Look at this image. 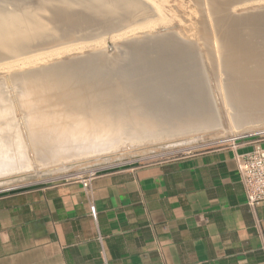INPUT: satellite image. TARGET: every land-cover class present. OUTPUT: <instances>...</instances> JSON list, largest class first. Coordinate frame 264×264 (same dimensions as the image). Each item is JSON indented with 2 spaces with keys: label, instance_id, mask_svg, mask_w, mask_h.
Segmentation results:
<instances>
[{
  "label": "bare ground",
  "instance_id": "bare-ground-1",
  "mask_svg": "<svg viewBox=\"0 0 264 264\" xmlns=\"http://www.w3.org/2000/svg\"><path fill=\"white\" fill-rule=\"evenodd\" d=\"M193 1L199 14L196 16L195 12L194 17L181 23L180 28L189 33L183 38L184 41L175 44L170 39L176 27L175 17H169L164 4L166 0H0V60L14 59L0 64V73L17 71L12 74L21 75L17 78L25 86V92L21 94V106L26 108V126L31 140L28 145L21 134L20 137L17 135L24 144L12 147L7 144L6 131L0 132V186L15 187L12 185L25 180H7L15 172L32 173L39 167L50 165H55L51 167L54 170L64 171L87 163L105 162L107 159L117 158L118 154L114 155L115 152L133 144L154 148L170 141L186 140L188 137H229L230 133L234 136L232 128L222 131L224 118L231 127L236 128L235 135L246 131L262 133L264 64L259 65V62L264 63V58L240 57L241 54L236 53V48L227 41L224 34H229L226 30L233 31L234 25L236 28V24L240 23L238 20L247 13H262L264 0ZM30 5L32 7L28 11ZM104 34H108V37ZM67 43L71 46H61L15 59L35 50ZM185 43L195 46L194 48L214 44L217 61L214 60L212 66L215 76H218L215 93L209 95L207 90L193 85L187 91L181 90L182 94L169 93L155 98L149 95L150 90L142 93L139 88L134 87V90L123 92L120 98L119 94L109 90L101 91L102 88H109L105 81L98 80V87H102L91 91L68 90L64 86L68 77L61 76V72L75 68L78 54L86 50L99 51L97 49L108 44L109 47L128 46L134 53L146 56V46L155 48V44H158L156 48L159 49L154 52L161 53L166 49L174 54H184L193 49L191 45L185 47ZM209 51L207 50L208 53ZM169 52L162 56L164 59L174 60ZM93 54H88V57L80 61L97 62L105 56H101V52ZM64 55L72 56L67 61L58 60ZM177 57L179 58L178 55ZM168 63L170 66L174 64L172 61ZM77 65L81 66V63ZM21 70L24 72H20ZM52 77L56 79L50 86L47 82ZM75 81L78 85L83 82L85 84V81L90 83L94 82V77L81 75ZM127 98L133 103L122 104V100ZM8 119L7 113L2 115L1 128L9 125ZM234 138L230 136L229 140ZM64 176L69 175H62L60 178Z\"/></svg>",
  "mask_w": 264,
  "mask_h": 264
},
{
  "label": "crops",
  "instance_id": "crops-1",
  "mask_svg": "<svg viewBox=\"0 0 264 264\" xmlns=\"http://www.w3.org/2000/svg\"><path fill=\"white\" fill-rule=\"evenodd\" d=\"M257 141L107 168L88 188L0 190V264H264V202L250 208L238 168Z\"/></svg>",
  "mask_w": 264,
  "mask_h": 264
},
{
  "label": "rangeland",
  "instance_id": "rangeland-1",
  "mask_svg": "<svg viewBox=\"0 0 264 264\" xmlns=\"http://www.w3.org/2000/svg\"><path fill=\"white\" fill-rule=\"evenodd\" d=\"M157 1H160V0H157ZM35 4H32V6ZM164 4H165V9L169 13L168 14L169 17H171V16L175 17L174 21H175L176 27L174 29L175 30L174 34L173 33L171 34L172 36H170V37H172V38H170V39L173 40V43L180 44L179 42L184 41L183 38H185L186 34L189 33L187 30L180 28V25H181V23L186 21L187 18H192L196 14H197L196 16H198V14H199L198 8L195 5L193 0H166V3H164ZM9 6H12V5L10 4ZM32 6L30 5L29 9H27V10L29 11ZM191 12H193V14H191ZM195 12H197V13L195 14ZM260 12L261 11H258V13L257 12L256 13L251 12V13H247V14L245 13L246 16H243L240 19L241 21L238 20L240 23H238V25L236 24V28H234L235 27V25H234V27L232 28L233 31L231 29H229L228 31L227 30L225 31V32L229 33V34H227V33L224 34L227 41H229L230 44L231 43L233 44V47L236 48L235 49L236 53H238V55L241 54L240 57H246V59H247V57L250 58V56H251L250 59H253V57L264 58V15H263L264 11H262V13H260ZM188 15H192V16L188 17ZM249 18H251V19H249ZM247 23H249V24H247ZM102 32H101V34L104 33V32L103 33ZM170 32H171V30H170ZM231 32H232V34H231ZM175 34H176V36H175ZM104 35H107L106 37H108V34H104ZM227 35H229V36H227ZM231 37H232V39H231ZM158 44H155V48L153 46L152 47L146 46V49L144 51L145 54L147 53L146 56H142L141 53H139V52L134 53V50H132L128 46L117 47V45H114L112 47H109L108 44H106V46H105L107 49L105 47H101V48L97 49L99 51L86 50L83 53H81L82 55L78 54L79 59H78V61H76V67L75 68H69L68 70L61 72V76H65L66 78L68 77L67 84L64 86H66V88L68 90L77 89V91H91L92 89L93 90H99L102 87V86L98 87V85L100 83V82L97 83L98 80L105 81L106 84L108 83L107 85L109 88H102L101 91L109 90V91H111V93L113 92V93L119 94L120 98L122 97L123 92H127V91H130L132 89L134 90V87L139 88V92H142V93H145L144 92L145 90L146 91L150 90L149 95H152L155 98L161 97V96H163L165 94H169V93L177 94L180 92V94H182L181 90L184 89L187 91V88L192 87L193 85L196 88L201 87L203 90H205V91L207 90L206 92L209 95H210V93L213 94L216 92V90H217L216 89V87H217L216 86V78L218 79V76H215L214 69L212 66V64L214 63L213 61L214 60L217 61L216 60L217 55L213 49L214 44L213 45L210 44L211 46L208 44L207 47H206V45H202V46H196L197 48H194L195 46H193L189 43H185L186 44V45L184 44L185 47L190 46V45H191V47L193 46L194 51H193V49H190L187 51L192 50L191 52H188V53L184 52V54H179V53L174 54V52L172 50H170L172 52H169V51H166V49H165L166 52L165 51H162L161 53L159 51L154 52L155 49H159L158 47L156 48V45H158ZM68 45L71 46V44L67 43V44L57 45L54 47H47L44 49L42 48V49L27 53V55L18 56L15 59H21V58L31 56L34 54L44 53L47 51H51L54 48L56 49V48H59L61 46H68ZM147 45H149V44H147ZM166 45H167V43L165 44V46ZM174 45H170V46H174ZM161 46L163 48H166L163 44ZM208 47H212V48L209 49ZM163 48H161V49H163ZM206 48H208V49H206ZM105 49H106V51H105ZM146 50H147V52H146ZM207 50L208 51L210 50L211 52H214V53L212 54L210 51L208 53ZM97 52L103 53V54H101V56L105 55L103 60H101V61L98 60L97 62H92L91 60H86V61L83 60L82 62L80 61L83 58L88 57V54L92 55L94 53L93 55H97L98 54ZM116 52L117 53L119 52V53L116 54ZM168 52L171 55L172 59L175 58L174 60H168L167 58L164 59V56H162L163 53L166 54ZM177 55L179 56V58L177 57ZM242 55H244V56H242ZM71 56L72 55H64L61 59H58V60L67 61L69 59V57H71ZM82 56H84V57H82ZM140 56H142V57H140ZM138 57H140V58H138ZM8 60L11 61L14 59H8ZM8 60H5V61L0 60V64L7 63ZM54 61H52V62H54ZM139 61H140V63H139ZM170 61H172L174 63L171 66L168 65L169 64L168 62H170ZM200 61H202V62H200ZM79 62L81 63L82 67L77 65V63H79ZM84 62H86V63L84 64ZM51 63H49V65ZM141 63H143V64H141ZM261 63L264 64L263 61H261V62H259V65H262ZM153 64L156 66H154ZM41 66H46V65H41ZM169 67H170V69H169ZM176 67H177V69H176ZM32 68H36V67H32ZM167 69L169 71H167ZM4 70H6V69H4ZM25 70H30V69H25ZM15 72H17V71H12L9 73H0V88H1L0 89V91H1L0 92V118L2 117V115H5V113H7L8 117H9V119H8L9 125H7L5 127L7 129H5L4 127H2V128L0 127V129H1L0 132L6 131L5 136L7 135V137H8L7 144L9 146H12V147H13V145L15 146L16 144L21 146L24 144V141L26 143H28V145L31 143V140L28 138V129L26 126V118H25L26 108L24 106H21V105H23V98H22L21 94H23L25 92V86L23 83H21V81L12 80L11 77ZM20 72H24V70L23 71L21 70ZM81 75L85 76V77L88 75H92L94 77V82L89 83L88 81H85V84L83 82V83H80L78 85L76 83L75 79L81 78ZM204 75H206V76H204ZM184 76H185V78H184ZM213 76L215 77V79ZM175 77L176 78L178 77V78L176 79ZM55 79H56L55 77L50 78L48 80L47 84L51 86L53 84V82H55ZM172 82H173V84H171ZM174 82L176 84H174ZM200 82H202L203 84ZM205 82H207V83H205ZM13 84L16 85L15 86L16 88L14 87ZM209 87H210V89H209ZM211 88H212V90H214L213 92H212ZM171 89H172V91H171ZM46 91L50 92L49 90H46ZM146 94H148V93H146ZM160 94H162V95H160ZM128 98L122 100V104L123 103L124 104H132L133 102H129ZM223 123H224V127L221 128L222 131L225 132V130L229 131V130L233 129L234 130L233 134L235 137V132L237 131L236 128L231 127L230 124L228 123V120H225V118L223 120ZM259 130H261V129H258V131ZM260 132H262V133L246 131V132H243L241 134H238V136L249 135V134L254 133L258 137L263 138L264 137V131H260ZM20 134L24 137V141H21V138L16 137L17 135H19V137H20ZM230 134H228L229 137L230 136L233 137ZM236 135H237V133H236ZM0 136H2V133H0ZM199 137H208V138H203V139H200L199 141H194L192 143H186L183 145H179V146H175V147H168V148H161V147L147 148L146 146H143V145L133 144L130 147H124V150H120L119 152H115L116 154H114V155L118 154L117 158L114 157V158L109 159L105 162L102 161V162H98V163H87L86 165H83V166L78 167V168L77 167L71 168L68 171L55 172L49 176L37 177L36 179H33V180H24L22 182L13 184L12 186L31 185L34 183H43V182L49 183V182H52L53 180H59V179H63L64 177H66V176H64V177L60 178V176H62V175H71L73 173L75 174L78 172L82 173V174H88L90 172H94V171L99 172V171H102V170L107 169V168L118 167V166L129 164V163L130 164H132V163H145V162L160 160V159H164V158H168V157H175V156L183 155V154H186L189 152H194L196 150H200V149L208 148L211 146L219 145L221 143H226L229 140V137H218L215 139H211L210 136H199ZM37 169L41 170L40 168H37ZM32 172H34V171H32ZM56 176H57V178H56ZM5 188H7V187L2 186V187H0V190L5 189Z\"/></svg>",
  "mask_w": 264,
  "mask_h": 264
},
{
  "label": "built area",
  "instance_id": "built-area-1",
  "mask_svg": "<svg viewBox=\"0 0 264 264\" xmlns=\"http://www.w3.org/2000/svg\"><path fill=\"white\" fill-rule=\"evenodd\" d=\"M240 135L235 138L244 137ZM239 172L244 183L247 203L251 209H255L264 202V145L261 141L253 144L252 150L238 157ZM98 172H90L88 174L75 173L65 177V180H78L84 187L90 186L91 180ZM91 214L97 217L95 206H91Z\"/></svg>",
  "mask_w": 264,
  "mask_h": 264
},
{
  "label": "water",
  "instance_id": "water-1",
  "mask_svg": "<svg viewBox=\"0 0 264 264\" xmlns=\"http://www.w3.org/2000/svg\"><path fill=\"white\" fill-rule=\"evenodd\" d=\"M18 77H21V75H18V74L12 75L11 78L13 80H18L17 79ZM18 81H20V80H18ZM230 135H232V133ZM236 136H238V135H235V137ZM203 138H208V137H197V136L196 137H188V138H186V140L170 141L167 144H162L161 146L160 145H158V146H160L161 148L175 147V146L183 145V144H186V143H192L194 141H199L200 139H203ZM211 139H215V138H211ZM89 160H92V159H89ZM52 166H55V165H50L48 167H39L41 170H37V171L32 172V173H21V174H18V173L15 172L12 175H10L11 177L7 178V180H11V179H15L16 180V179H19V178H24L25 180H33V179H36L37 177H45V176H49V175H51V174H53L55 172L62 171V170H54V169L51 168ZM68 170H64V171H68ZM0 187H2V186H0ZM10 188L11 187H8V188H5V189H10Z\"/></svg>",
  "mask_w": 264,
  "mask_h": 264
}]
</instances>
